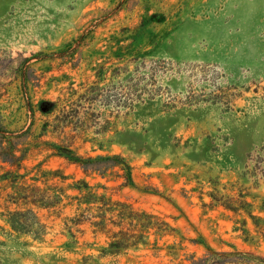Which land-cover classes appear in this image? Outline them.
I'll use <instances>...</instances> for the list:
<instances>
[{"label": "rangeland", "instance_id": "obj_1", "mask_svg": "<svg viewBox=\"0 0 264 264\" xmlns=\"http://www.w3.org/2000/svg\"><path fill=\"white\" fill-rule=\"evenodd\" d=\"M8 137L24 158L14 184L0 161V264H264V179L247 166L264 146V0H0ZM79 182L128 209L70 238V218L98 213ZM18 185L62 200L23 204ZM27 209L39 239L8 222Z\"/></svg>", "mask_w": 264, "mask_h": 264}, {"label": "trees", "instance_id": "obj_2", "mask_svg": "<svg viewBox=\"0 0 264 264\" xmlns=\"http://www.w3.org/2000/svg\"><path fill=\"white\" fill-rule=\"evenodd\" d=\"M105 102H107V99H105ZM57 105V101L42 100L39 102V110L41 113L49 115L53 113L56 108H58ZM28 107L30 109V112L33 114L34 109L30 103L28 104ZM62 107L63 106H61V108ZM53 121L60 122L61 120L57 116L53 119ZM53 126L56 128L58 125L54 123ZM15 148L16 147L14 146V143L9 139V137L8 147L3 146L0 141V161L8 162V165L12 167V169L8 170L6 173L8 174V182H10L11 184H14L15 181L22 177V175L17 173V171L22 166L21 161L24 158V154L17 155L15 153ZM54 150L59 154H65L67 157L74 161L78 160V162L84 167L85 170L89 167V162H91L92 160L90 157H87L86 160L83 161L81 157L77 156L75 153H72V151L68 148V145H57L56 147H54ZM247 164V166H250L249 173L255 178V180L264 179V146L260 147L256 152H253L248 156ZM76 187L81 193V196L78 197V199H83L88 202H96L99 205H97L98 213H96V215L85 214L84 212H82L69 219L70 225H66V228L69 232L68 234L70 235V238L74 237V233L72 230L76 225H80L84 222H89L91 225L96 226L98 228L97 230H103L107 225V222L105 221L106 211L113 210L114 206H120V210L118 211L117 216H121L126 212V209H128V206L123 203L113 202L109 198H106L104 195L97 194L91 191V187L84 182H79ZM16 188L19 191L18 195L11 196V198L15 201L21 200L23 204H33L38 207L49 209L62 200V190H60L59 194L50 195L46 191H40V189L36 186L18 185L16 186ZM94 216H97L99 219L92 220ZM8 222L14 229L29 232L33 235L34 238L39 239L45 233V224L40 222L39 216L36 215V213H34L31 209H27L25 211L17 210L9 212ZM111 223L114 222L111 221ZM162 226H167V224L163 222ZM161 228L163 229V227ZM79 231L82 232L83 230ZM128 237L121 236L120 238L112 241L109 247L117 250L122 246H126L127 244H129ZM132 242L134 243L135 241Z\"/></svg>", "mask_w": 264, "mask_h": 264}]
</instances>
